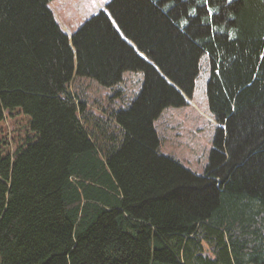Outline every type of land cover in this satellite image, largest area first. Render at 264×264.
Wrapping results in <instances>:
<instances>
[{
	"label": "trees",
	"instance_id": "16d2710c",
	"mask_svg": "<svg viewBox=\"0 0 264 264\" xmlns=\"http://www.w3.org/2000/svg\"><path fill=\"white\" fill-rule=\"evenodd\" d=\"M51 1L0 0V122L30 128L0 149V264H264V0H109L71 35ZM204 55L217 131L196 173L157 121ZM89 82L114 90L99 109Z\"/></svg>",
	"mask_w": 264,
	"mask_h": 264
},
{
	"label": "rangeland",
	"instance_id": "374dc122",
	"mask_svg": "<svg viewBox=\"0 0 264 264\" xmlns=\"http://www.w3.org/2000/svg\"><path fill=\"white\" fill-rule=\"evenodd\" d=\"M108 1L52 0L49 3L61 27L71 34L99 9L104 8ZM202 58L193 96L182 94L186 99V104L179 107H167L157 121L158 132L162 136L161 151L179 159L196 173L203 172L209 165L217 131L216 122L210 116L209 99L206 94L211 70L207 55ZM125 77L127 81L121 85L126 87L128 95L135 91L138 92L144 81V74L126 71ZM97 85V82H89V93L90 98L93 99L92 107L99 109L98 98L114 93V90ZM27 125V115L20 112L13 115L8 114L7 118L0 122V149L13 152L19 144L24 142L25 137L30 135V128Z\"/></svg>",
	"mask_w": 264,
	"mask_h": 264
},
{
	"label": "water",
	"instance_id": "95a60500",
	"mask_svg": "<svg viewBox=\"0 0 264 264\" xmlns=\"http://www.w3.org/2000/svg\"><path fill=\"white\" fill-rule=\"evenodd\" d=\"M144 55V54H143ZM145 56V55H144Z\"/></svg>",
	"mask_w": 264,
	"mask_h": 264
}]
</instances>
